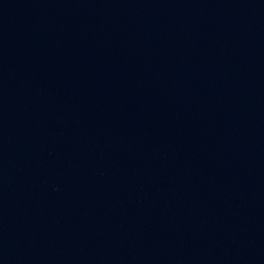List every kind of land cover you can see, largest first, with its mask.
<instances>
[{
  "label": "water",
  "instance_id": "water-1",
  "mask_svg": "<svg viewBox=\"0 0 264 264\" xmlns=\"http://www.w3.org/2000/svg\"><path fill=\"white\" fill-rule=\"evenodd\" d=\"M0 264H264V167L0 6Z\"/></svg>",
  "mask_w": 264,
  "mask_h": 264
}]
</instances>
